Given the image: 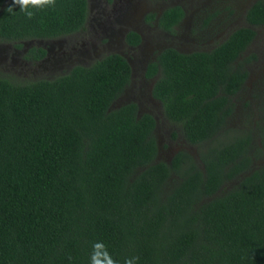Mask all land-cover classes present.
<instances>
[{"label":"trees","instance_id":"trees-1","mask_svg":"<svg viewBox=\"0 0 264 264\" xmlns=\"http://www.w3.org/2000/svg\"><path fill=\"white\" fill-rule=\"evenodd\" d=\"M11 4L0 0L8 41L70 33L87 13L86 0H55L28 19ZM182 17L168 6L157 26L172 32ZM244 20L208 50L164 47L145 65L151 97L196 158L157 159L153 116L132 101L112 106L130 79L118 53L51 78L0 76V264H90L94 244L117 264H264V76L251 125L228 126L264 0Z\"/></svg>","mask_w":264,"mask_h":264},{"label":"rangeland","instance_id":"rangeland-1","mask_svg":"<svg viewBox=\"0 0 264 264\" xmlns=\"http://www.w3.org/2000/svg\"><path fill=\"white\" fill-rule=\"evenodd\" d=\"M252 1L115 0L113 16L116 13L119 22L110 24L105 33L98 32L95 36L89 35L92 38L89 37L88 45L84 46L88 47L87 52L91 56L89 60L112 52L119 53L127 59L131 69L130 79L112 106L132 101L136 103L138 113L148 112L153 116L155 120L154 135L158 149L157 159L168 160L178 149H184L196 158V147L183 139L176 124H172L164 118L159 102L151 97L150 90L153 80L144 76L146 63L154 57L159 49L164 47H172L180 52L210 49L216 42L221 41L231 29L246 25L244 11ZM172 5H179L184 13L181 22L173 28L172 32H166L156 27L154 22L146 20L144 17L145 15L147 17L149 12H153L155 15ZM110 7L111 5L108 4L104 8L108 14H112ZM130 27H136L142 33L141 44L133 48L125 45L119 40V36H116L123 29ZM5 45L7 44L0 41V76L18 81L51 78L67 69H58L51 74L44 72L40 74V70L37 68L22 65L20 57L11 54L10 47ZM248 51L256 54V60L247 65L250 73L245 82V89L240 93L239 99L235 101V112L229 119L228 126L244 127V123L251 125L252 118H255V110L251 108L254 105L251 94L254 83L264 76V26L256 28L255 39L248 47ZM245 101L249 102V107L244 106ZM247 108L251 109V119L244 122ZM172 132L175 133L173 137L171 136Z\"/></svg>","mask_w":264,"mask_h":264},{"label":"flooded vegetation","instance_id":"flooded-vegetation-1","mask_svg":"<svg viewBox=\"0 0 264 264\" xmlns=\"http://www.w3.org/2000/svg\"><path fill=\"white\" fill-rule=\"evenodd\" d=\"M6 1L8 0H4V3ZM86 4L87 13L85 21L82 27L75 31L61 36L47 38L33 37L17 41H8L0 39V41L4 44H7L5 46L10 47L9 49H11V54L18 55V57H20V63L22 65H26V67H34V69L37 68L38 70H40V74L43 72L46 74H51L56 70L62 68H67L66 70H68L74 65L86 66L94 60L100 58L99 56L97 58H94L93 60H89L91 56L87 52L88 47H84L85 44L88 45V38H92L89 35L95 36L98 32L105 33L106 30L109 29L110 24H112L113 22H119L116 13L113 16L115 0H86ZM108 4L111 5L110 12L112 14H108L104 11L105 6ZM161 11L156 13L155 15L153 14V12H149L147 17L146 15L144 17L146 18V20L154 22L155 26L158 27L157 18ZM181 20L179 21V23L181 22ZM129 31H133L138 34L139 42L137 44L131 45L127 42L126 35ZM116 36H119V40L121 42H124L125 45L130 48L139 46L142 41V33L136 27L123 29V31L121 33H117ZM161 49H159L158 51H160ZM93 55L95 56L96 54L94 53ZM151 79L154 80V77H151Z\"/></svg>","mask_w":264,"mask_h":264},{"label":"clouds","instance_id":"clouds-1","mask_svg":"<svg viewBox=\"0 0 264 264\" xmlns=\"http://www.w3.org/2000/svg\"><path fill=\"white\" fill-rule=\"evenodd\" d=\"M54 4L55 0H12V4L7 7L6 11L15 15L13 9L18 6L20 12L24 13L28 19H32L34 15L32 9H44L54 6ZM135 259L126 258L124 264H134ZM90 264H117V261L108 253L106 248L100 244H94Z\"/></svg>","mask_w":264,"mask_h":264}]
</instances>
